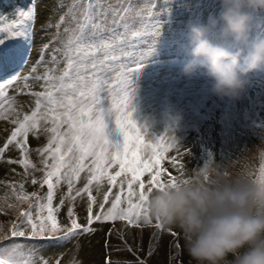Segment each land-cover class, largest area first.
I'll list each match as a JSON object with an SVG mask.
<instances>
[{"label":"rangeland","instance_id":"obj_1","mask_svg":"<svg viewBox=\"0 0 264 264\" xmlns=\"http://www.w3.org/2000/svg\"><path fill=\"white\" fill-rule=\"evenodd\" d=\"M153 2L160 32L155 38L153 55L136 77L129 108L132 119L146 140L154 141L166 134L175 137L178 148L168 153L169 159L164 161V167L177 180L192 178L206 166H212L232 178L247 174L249 178L256 179L264 164V67L247 75L248 84L239 99L216 95L212 90L214 79L205 68L198 67L191 75H186L183 69L191 60L189 26L193 23L207 24L211 16L219 19L223 7L221 0ZM69 3L70 0H0V23L18 19L22 10L31 11L33 16L27 22L31 28L30 44L24 38L5 39L6 34H0V39H4L0 44V83L14 81L8 92L14 98L13 107L21 118L30 114L35 106V97L27 93L42 90V81L34 77L53 67L50 63L52 51L65 39L63 28L68 26L67 18L60 28L56 25L65 15ZM60 4L65 6L60 7ZM136 5L137 8L150 6L148 0H136ZM219 33L220 27L217 26L209 38L233 49L244 47L231 39L223 40ZM259 39H264V10L253 12L248 34L249 43ZM46 44L49 47L44 53V63L37 65ZM18 50L23 51V56H17ZM57 59H60L59 55ZM34 66L35 73L32 72ZM29 75L33 79L25 83L23 78ZM15 118L13 113L9 119H0V148L14 130L11 120ZM47 138L43 131L29 134L28 158L36 165L35 169L29 167L25 170L19 163L7 162L23 158L15 144L10 145L0 159V226L5 233L10 234L11 224L17 222L19 212L28 207L27 203L22 204L16 199L17 195L32 192L46 195L47 186L41 188L39 183L32 184V180L42 179L43 157L37 149L46 145ZM173 157L178 163L172 162ZM163 178L167 179V173ZM147 179L146 176V186ZM21 183L23 190L20 189ZM85 183L86 174H82L76 187L83 188ZM109 187L106 182L99 188L93 186L92 194L96 197L94 215L99 213ZM66 192L67 186L61 185L54 205H59ZM117 194L119 187L112 188L105 209L110 207ZM87 206V194L75 201L65 200L58 214L60 223L70 225L67 212L73 208L79 223L86 227ZM152 221V226L141 228L128 226L124 221L95 222L91 233L79 232L68 241L56 243L36 239L28 243L37 245L34 254L36 264H42L44 260L48 264H139V261H145V264H190L191 258L184 250L179 228L164 225L163 230L156 229L154 224L157 221L154 218ZM172 231L177 235L173 236ZM14 240L25 243V238ZM149 251H152V256H148Z\"/></svg>","mask_w":264,"mask_h":264},{"label":"snow or ice","instance_id":"obj_2","mask_svg":"<svg viewBox=\"0 0 264 264\" xmlns=\"http://www.w3.org/2000/svg\"><path fill=\"white\" fill-rule=\"evenodd\" d=\"M148 4L137 8L136 0H70L65 15L56 25L60 28L67 18L68 26L63 28L65 39L51 54L53 67L34 77L42 81V90L27 93L35 97L30 114L21 118L13 107L14 98L9 96L8 89L14 81L0 83V119L16 115L11 120L14 130L0 148V159L15 144L23 158L7 162L19 163L25 170L35 169L36 165L28 158L29 134L43 131L48 137L46 145L37 149L43 157L42 179L32 180V184L39 183L41 188L47 186L46 195L32 192L16 196L28 207L19 212L10 234L0 226V264H36L37 245L29 244V240L68 241L79 232L91 233L95 222L124 221L133 228L152 226L146 208L149 195L176 185L177 178L164 167L168 153L178 148L175 137L166 134L154 141L146 140L129 111L136 77L153 55L155 38L160 32L159 19L153 13L155 3L148 0ZM18 17L10 23H0V34H6L5 39L24 38L30 44L31 28L27 22L33 19L32 13L22 10ZM2 43L4 39H0ZM48 47L44 45L37 65L44 63ZM17 56H23V51L18 50ZM32 72H36L35 66ZM23 79L27 83L33 76ZM172 162L178 163L175 157ZM82 174H86V183L77 188ZM256 180L264 182V164ZM105 182L109 191L103 197L99 213L94 215L93 186L99 188ZM61 185L67 186V192L59 205H54ZM116 187L119 194L105 209L111 189ZM23 188L21 183L20 189ZM83 194L88 197L87 226L79 223L73 208L67 212L70 225H62L58 214L65 200L75 201ZM156 221L154 227L163 230L164 224ZM172 235L177 234L172 231ZM14 238H25V243ZM148 256H152V251Z\"/></svg>","mask_w":264,"mask_h":264},{"label":"clouds","instance_id":"obj_3","mask_svg":"<svg viewBox=\"0 0 264 264\" xmlns=\"http://www.w3.org/2000/svg\"><path fill=\"white\" fill-rule=\"evenodd\" d=\"M219 19L189 26L191 60L183 71L198 67L214 79L213 92L239 99L247 75L264 67V39L248 42L253 12L264 10V0H221ZM220 27V38L232 48L210 39ZM245 48L247 51H245ZM149 215L168 227L179 228L190 264H264V182L247 174L225 176L212 166L175 186L155 190L146 202Z\"/></svg>","mask_w":264,"mask_h":264}]
</instances>
